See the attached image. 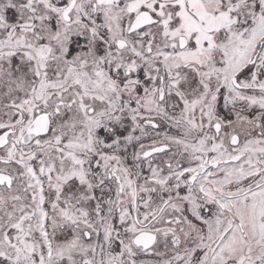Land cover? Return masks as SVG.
Returning <instances> with one entry per match:
<instances>
[{
	"label": "snow or ice",
	"instance_id": "obj_1",
	"mask_svg": "<svg viewBox=\"0 0 264 264\" xmlns=\"http://www.w3.org/2000/svg\"><path fill=\"white\" fill-rule=\"evenodd\" d=\"M0 264H264V0H0Z\"/></svg>",
	"mask_w": 264,
	"mask_h": 264
}]
</instances>
